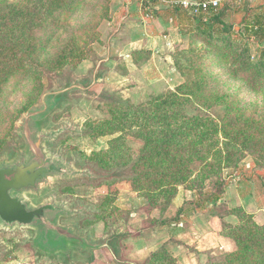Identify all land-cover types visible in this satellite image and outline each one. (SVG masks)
<instances>
[{
  "label": "rangeland",
  "instance_id": "1",
  "mask_svg": "<svg viewBox=\"0 0 264 264\" xmlns=\"http://www.w3.org/2000/svg\"><path fill=\"white\" fill-rule=\"evenodd\" d=\"M145 1L0 0V166L35 158L38 140L57 165L12 191L56 211L0 220V264L98 257L138 209L149 228L172 223L148 264H244L254 238L264 264V0H228L201 23ZM126 17L145 38L131 73Z\"/></svg>",
  "mask_w": 264,
  "mask_h": 264
},
{
  "label": "crops",
  "instance_id": "2",
  "mask_svg": "<svg viewBox=\"0 0 264 264\" xmlns=\"http://www.w3.org/2000/svg\"><path fill=\"white\" fill-rule=\"evenodd\" d=\"M127 19H130L129 17H126ZM132 20H128L127 23H125V30L122 36V53L121 56L124 57V60L126 61V65L129 67L128 72L131 73L134 71H139L140 66H145V64H141L138 66L133 61V59L129 58L131 57L130 48L132 46H135V48H140L142 45L143 36H139V38H131L132 34ZM133 75V74H132ZM152 213H144L141 210H135L131 211L130 217L127 222V235H124L125 238L119 239L117 245H114L115 240L109 239L108 242L104 243L102 246L95 248V251H101V255L96 257H86L82 258L79 262L75 264H148L152 263L151 255L158 251L169 238L165 234L166 232L161 230V226L166 225L169 227L172 225V223L166 224L163 222H158L161 224H156L153 228H149V220L153 217ZM160 217H157V219ZM161 220V218L159 219ZM121 236V237H124ZM176 236V235H175ZM165 238V239H164ZM113 241V242H112ZM212 241V240H211ZM123 242V243H122ZM107 245V246H105ZM206 248H211V244L208 245V243H205ZM103 250V251H102ZM179 250V249H178ZM178 252H181L180 250ZM184 253V252H183ZM182 255V254H181ZM181 255H178V260H176L177 263L183 264L180 261ZM188 263L192 264L190 262L189 256L185 253L184 254ZM176 256V255H175ZM155 259V258H154ZM155 262V261H154ZM155 264H157L155 262Z\"/></svg>",
  "mask_w": 264,
  "mask_h": 264
},
{
  "label": "water",
  "instance_id": "3",
  "mask_svg": "<svg viewBox=\"0 0 264 264\" xmlns=\"http://www.w3.org/2000/svg\"><path fill=\"white\" fill-rule=\"evenodd\" d=\"M35 158L29 162H20L14 166H0V220L7 224L18 223L28 225L45 219L47 213L55 212L51 203L29 209L12 191L28 187H37L46 176L57 169L53 162H46L39 151V140L36 142ZM48 228L57 227L46 223Z\"/></svg>",
  "mask_w": 264,
  "mask_h": 264
},
{
  "label": "trees",
  "instance_id": "4",
  "mask_svg": "<svg viewBox=\"0 0 264 264\" xmlns=\"http://www.w3.org/2000/svg\"><path fill=\"white\" fill-rule=\"evenodd\" d=\"M154 1L155 0H150V3H154ZM228 0H226V1H224V2H222L217 8H215V9H212L208 14H206V15H202V16H193V15H190V14H188L187 12H185L184 11V13L186 14V15H188L189 17H192V19L194 18V20H196V21H199L197 18H203V20L204 19H206L208 16H212V19L213 20H217V19H219L220 18V10L223 8V7H226L227 6V4H228ZM174 9H178V7L177 8H174ZM183 11V10H182ZM208 15V16H207ZM207 16V17H206ZM200 18V19H201ZM200 23L201 22H203V21H199ZM263 28H264V25H263ZM263 31H264V29H263ZM223 189H222V191L220 192V193H222L223 194ZM220 193H214L213 191H212V194H214L213 196L215 197V200L216 201H218L219 199H220ZM173 220V219H172ZM175 220H177V219H174L173 221H175ZM261 230H262V228L258 231V232H261ZM122 235H117L116 236V238L115 239H117V238H120ZM246 238H249L248 237V235H246L245 236ZM259 238H254V240L253 239H251L250 241V252L249 253H252L253 254V256L251 257V258H249V257H247V255H246V259H244L243 261H244V264H256V262H255V256H256V258H257V260L259 259L260 261H261V257H262V255H261V253L260 252H257L256 251V247L258 246V243H259ZM257 254V255H256ZM222 261L220 260V261H216V264H219V263H221Z\"/></svg>",
  "mask_w": 264,
  "mask_h": 264
},
{
  "label": "built area",
  "instance_id": "5",
  "mask_svg": "<svg viewBox=\"0 0 264 264\" xmlns=\"http://www.w3.org/2000/svg\"><path fill=\"white\" fill-rule=\"evenodd\" d=\"M169 3L173 4L174 6L180 7L193 15L197 14H208L212 9L217 8L222 2L226 0H168ZM150 1L146 0L144 3V9L151 12L150 8ZM149 8V9H148Z\"/></svg>",
  "mask_w": 264,
  "mask_h": 264
}]
</instances>
